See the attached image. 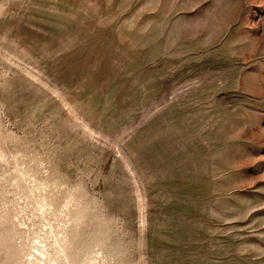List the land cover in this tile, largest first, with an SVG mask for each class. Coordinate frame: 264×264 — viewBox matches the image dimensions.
<instances>
[{
    "label": "rangeland",
    "instance_id": "obj_1",
    "mask_svg": "<svg viewBox=\"0 0 264 264\" xmlns=\"http://www.w3.org/2000/svg\"><path fill=\"white\" fill-rule=\"evenodd\" d=\"M0 264H264V0H0Z\"/></svg>",
    "mask_w": 264,
    "mask_h": 264
}]
</instances>
